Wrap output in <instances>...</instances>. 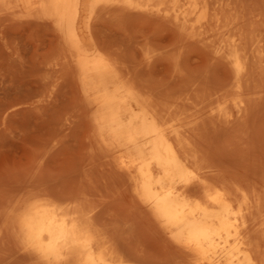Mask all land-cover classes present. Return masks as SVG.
I'll return each instance as SVG.
<instances>
[{
  "label": "rangeland",
  "instance_id": "374dc122",
  "mask_svg": "<svg viewBox=\"0 0 264 264\" xmlns=\"http://www.w3.org/2000/svg\"><path fill=\"white\" fill-rule=\"evenodd\" d=\"M106 10L108 9L102 10L88 22L85 18L83 29L91 33V40L104 50L109 59L113 60V62L117 61V63H114L115 65H118L120 69L125 68V71L122 70L126 76H131L134 86L138 85L141 88L145 85V88H141V90L146 89L147 91H143L142 96L151 100L154 108H157V110L161 109L173 121H187V124L191 123L188 125L190 127L198 124V118L202 122H199V125H203V121L206 120L201 121V113L202 116L205 114L203 119L207 118V116L211 118L206 122L208 125L211 122L213 128H211V124L208 127L205 122L207 125L205 126L204 124L203 128H205V131L199 125L200 129L196 126L198 128L196 132L194 131L195 129L193 130V127L196 128L195 126H192V129L188 128V126L186 127L188 130L186 135L189 136L190 147L188 146L187 148L189 153L196 151L194 152L196 157L200 153V157L198 156L200 160L196 158L197 162L193 166L194 175H202L205 172L212 171L225 178L230 176L229 179L235 175V178L237 176L235 181H242L245 175L248 176L247 178H252V175V180L264 179V98H261L262 93L264 94V0H216L214 5L209 8L208 14L213 15L216 12L217 20L214 21L211 15L210 18L208 17L209 21L207 20L208 22L203 26L204 29L209 31V35L206 37L207 30H202L203 38L200 37L201 34L194 35L189 33V31H185L184 34L180 33L183 34L181 35L183 37L187 36V38L185 37L187 40L183 41L184 39H182L183 43L179 44L180 47L185 44L181 48L178 47L181 36L177 38L179 33H176V29L171 27L173 26L172 23L163 22L161 17L158 16L160 20L158 17L147 18L141 12H136L139 17L134 12L133 15L135 16H133L132 13L126 14L127 10L122 8L118 9L119 11L121 10L120 12H116V10L114 12L113 10L110 11V8L109 11ZM118 12L121 14L118 15ZM141 14H144V16L142 17ZM52 27L53 25L47 17L27 8L21 2H18V5L13 8H6L0 5V264H40L36 263L33 257L27 258L28 254L23 251V247L17 239L19 237L17 214L29 201L42 194L43 196L58 195L54 197H72L75 195L85 197L89 204V209H92V212L94 211L93 213L97 214L96 219H98L99 227L107 228L108 234L112 237L115 236L114 239L116 241L120 239L117 243L121 244L120 242H122L124 247L123 245H120V247L124 248V250L130 249L131 252H135V255L142 258L144 262L147 263V259L150 260V264H171L173 263L171 261H175L176 258L178 261L179 258L181 259L178 255V250L165 238L156 224L152 223L141 205L137 201L132 200L117 163L102 148L92 118V106L84 98L78 79V71L67 52L56 44L55 37L57 36ZM208 27L212 31L214 30L213 33H217V35L215 34L216 38L219 40L223 39V42L215 39V45L220 43L233 44L237 40L236 44L240 42V45L237 46L240 47L242 44L239 52L245 55L242 57L245 61L244 70L249 67L252 70L251 77H253L252 79L249 78L250 82H248V79L246 80V76L250 77V71L246 69L248 74H242L241 80L243 81L244 79L246 86L251 89L248 88L249 94L255 92L254 94L257 96L259 92H262L261 99H259V96H255L256 102L254 101V105L251 102L254 94L249 96L247 93L246 99H248V103L245 102L242 110L244 113L240 114V116L234 109L230 110V116L227 118L236 120L235 123L232 122L233 125L238 121L237 125L239 124V127L242 121L244 122H242L243 125L246 121L244 128L241 127L242 130L239 127V136L236 135L237 132H233V128L231 129V126L237 129V125L235 127V125H230V123L227 124L230 125L229 127L223 119L219 120L217 116L206 115L207 112L209 114L208 108L206 110L203 109L207 107L205 103L215 97L213 102L209 101L210 104H213H211L212 107L216 106L218 100H232L229 95L220 96V88L224 89L223 82L218 85L219 88L218 86L216 87L219 83L214 85L213 81L225 82L227 78L234 81V70L230 69L232 68L231 64L226 58L224 59L222 56L221 58L219 54L215 53L216 46L212 47L211 44L206 43H209L215 37ZM218 31L222 33L219 35ZM212 35H214L213 38H211ZM195 36H199L203 41H199L198 39L200 38L197 37L196 39ZM176 38H180L177 40L178 43ZM205 39L207 40L205 41ZM147 40L150 47H147L146 51ZM228 40L229 42H227ZM170 42H173L175 47L178 45V48L173 47L172 43L169 45ZM209 45L210 47H208ZM172 47L175 49L173 50ZM170 49L172 50V55L170 54L171 51L169 52ZM143 51L145 52L144 54ZM173 51L175 54L178 53L179 57L173 55ZM113 52L115 54L117 52L116 55L120 54L117 56L118 58ZM245 57H249L247 59L251 61H246ZM119 58H121V62ZM177 61L179 66H176ZM246 62L247 64L251 62L250 66L246 65ZM123 63L125 65H121ZM127 63L132 64V66L129 65L130 68H126L128 67ZM133 65L135 66L134 68ZM128 69L132 71H129V74L126 72ZM244 70L243 73L245 72ZM136 73H140V75ZM196 76L198 78L201 76L202 79L203 77L206 78L208 80L207 84L213 83L212 86L214 85V87L207 85L211 87L207 88L204 81L206 79H203V83L198 82L199 80L202 81V79L197 80ZM134 79H138L137 81L135 80L136 83L140 82L135 84ZM141 81H144L142 82L144 84H140ZM147 82L151 87L149 90ZM233 83H228L231 84V88ZM245 83L243 82L242 84ZM228 84L225 88L228 89L229 87L230 89ZM189 87L192 90H188L190 89ZM244 87L245 85H242V89ZM244 89L247 92V88ZM163 90L166 93L169 90L170 94L164 93ZM200 90L203 93L202 96L198 95ZM252 90H254L253 93H251ZM256 90L259 92H256ZM184 91H186L185 94H182ZM154 93H156V96H153ZM212 93L215 94L211 95ZM180 95L182 96L180 97ZM208 95H210L209 98ZM203 96L206 97L203 98ZM154 97H156V100ZM193 97L195 101L196 98L199 99L197 101L198 104L205 101V106L201 104L198 106L197 102L195 105V101L190 100ZM191 102L195 105L194 108L199 110L201 107L200 111L203 112L199 114L197 110L198 115L197 111L193 112L192 110L195 111V109ZM162 104L165 105V109L158 108V106L163 107ZM179 105H182L179 108L182 110H178L177 106ZM251 105L252 107H249ZM171 107L179 115V112H181L182 116L185 114L187 117L184 115L182 119L181 115V117L175 116L178 114L172 111ZM190 112H193L194 115H191ZM195 113L197 116H195ZM212 117L215 119H212ZM215 123H217V126ZM206 127L216 130H212L213 134H211L212 131H209ZM217 127H222V131L221 128ZM190 129L191 131H189ZM201 129L204 133L207 132V135L203 134L204 138L201 136L203 133ZM218 129L222 135L224 134L223 136L218 135L220 133ZM196 133H199L200 136H197ZM234 133L235 135L233 136ZM215 135L218 137L216 138ZM227 135L229 137H226ZM219 136L224 138L223 142L219 140ZM199 143H202L201 146ZM192 146L194 148L199 146V150L202 152L198 153V148L193 149ZM246 152L248 159L244 161ZM217 159H219V162L223 161L221 162L222 166L218 165L220 163H215ZM229 159H232L230 161V164L232 163L231 166L228 164ZM209 161L213 164V167ZM232 161L237 162L236 166L241 167L242 164L244 169L243 167L241 169L238 167L235 169L234 167L232 172V169L229 168L231 173L228 172V169H222L226 162L228 167H232L235 164ZM243 161L246 163L244 164ZM111 163L116 167L115 169H111ZM219 166H221V169L217 171L220 168ZM247 167L252 168L251 170L254 169V173L248 172L249 169ZM245 169L247 170L245 171ZM110 170L115 175L110 174ZM243 172L245 174H242ZM118 173L120 176H118ZM110 175L113 176L111 177ZM234 177L231 179H234ZM113 179H116L115 182ZM120 185L121 187H119ZM101 187L104 188L101 189ZM101 190H105L103 195ZM96 193L98 196L95 195ZM93 204L96 206L94 207ZM135 205L136 207L138 205L137 209ZM131 208L133 212H131ZM97 209H101V211ZM138 210L141 212L134 213ZM98 211L101 213H97ZM142 212L146 218H142L143 216L139 215ZM146 221H151V226ZM103 223L107 227L103 226ZM254 223H251L254 229V236L259 238L257 235L260 236L262 227H257L259 221L255 220ZM111 225L113 228H109ZM153 226L157 231L151 228ZM114 227L117 228V232L113 231L116 235L114 233L110 234ZM127 227L129 228L127 229ZM257 228L260 229V232L259 230L257 231ZM13 231L17 233L16 237ZM116 236H118L117 239ZM24 253H26L27 257H25ZM176 253L178 257L174 256ZM173 257L175 259H172ZM173 264L176 263L174 262Z\"/></svg>",
  "mask_w": 264,
  "mask_h": 264
},
{
  "label": "bare ground",
  "instance_id": "6f19581e",
  "mask_svg": "<svg viewBox=\"0 0 264 264\" xmlns=\"http://www.w3.org/2000/svg\"><path fill=\"white\" fill-rule=\"evenodd\" d=\"M215 1L216 0H0V5L6 8H13L18 5V2H21L27 8L37 11L38 14L47 17L51 21L53 25L52 28L57 36L55 37L56 44L61 46L62 50L67 52L69 58H71V61L78 71V79L82 87L81 89L83 91L84 98L92 106V118L97 129V136L102 148L105 152H107L108 156H111L117 163L118 168L121 170L122 178H124V184L126 185L132 200L137 201L139 205H141L143 210L147 212V215L151 219L152 223L154 222L156 224L160 232L172 245L175 246L179 252L178 255L181 259L179 258L180 260L178 259L177 261V258L175 259L173 257L172 259H175V261L171 259V262H175L176 264H264V179L258 178L257 180H252V175V178H247V175H245L246 177L244 176V178L242 175V181L240 179H238L240 181H235L237 180V176L236 178L234 177L235 175L232 176L234 179H231L232 177L229 179V175L228 178H225L224 176L213 173L212 171L207 173L205 172L204 174L201 173L202 175H194L193 166L197 162L196 158L200 157L199 152L202 151L199 150L200 148L198 146L197 148L199 151L197 152L199 154L196 157L194 155V152L196 151L193 153L191 152V154L187 149L189 146V136L186 135V132L188 131L186 127L191 124V121L189 122L190 124H187L188 122L183 120L179 122L173 121L169 115V117L166 116L160 109H165L164 104H162L163 107L158 106L160 110L154 108V104L151 103V100L142 96V92L147 91L146 89L141 90V88H145V85L141 88L138 87V85L134 86L133 80L130 78L131 76H126L125 72H123L125 68L120 69L118 65H115L114 63H117V61L113 62V60L109 59L104 50L97 43L91 40V33L88 30L85 31L83 29V22L85 18L88 22L91 18L96 17L102 10L108 9L106 11H109L110 8V11L113 10L114 12L116 10L117 12L119 11V8H122L127 10L126 14L132 13L133 15L135 13L138 17V12L144 13L147 18L150 17L152 19L153 17L157 18L159 16L162 18L161 20L163 22L167 21V24L168 22L169 24L172 23L173 26H168L176 29V33L178 32L179 34H184L185 31H189L191 34L200 35L203 32L202 30H207L204 29L203 26L209 21L208 17L210 18L212 15H209L210 13L208 14V12L211 10H209V8L214 5ZM114 7H117V9ZM119 12L118 15L121 14ZM215 13L212 15L214 21L217 20V15ZM144 14H141V16L143 17ZM208 29H210V27H208ZM210 31H212V29H210ZM213 31L212 34L217 35V33H213ZM204 32L206 33V31ZM208 32L209 31L207 30L206 37L209 35ZM221 33L219 32L218 34L220 35ZM179 34L177 35V38L183 35ZM202 34L200 37L203 38ZM214 35H212L211 38H213ZM216 35L214 39L209 38L212 40L210 41L211 43H206L211 44L212 47L216 46L215 53L219 54L220 57H224V59L226 58L231 64L232 68L230 69L234 70V81L227 78L225 82L213 81V83L214 85L219 83L216 85L217 87L223 82L222 85H224V89H221L218 86L221 92L220 96L224 97L229 95L232 100H218L216 106L212 107V103L210 104L209 101L213 102V99L216 98L215 97L208 100L205 103L207 107H204L203 109L206 110L208 108L209 114L207 112L206 115L217 116L219 120L223 119L226 125L230 123V125H233L232 122L235 123L236 120H230L227 118L230 116V110L234 109V111L240 116V114L244 113L242 110L245 102L248 103L246 95L250 88L246 86L247 84L244 79L243 81L241 79L243 77L242 74H248V72H246L247 70L251 73L252 70L248 67L251 62L250 64H247L246 62V65L248 66H245L248 68L245 67L247 70H244L245 61L242 57L245 55H242L239 52V49L242 48V44L240 47L237 46L240 45V42L239 44H236L237 40L233 44L220 43L215 45V39H218L216 38ZM182 37L183 36H181V41L182 39H184L183 41L187 40V36H185L186 38ZM195 37L197 39L199 36ZM177 38L176 42L178 43L177 40L180 38ZM198 40L203 41L201 38ZM206 40L207 39H205V41ZM222 40L223 39H218L220 42ZM181 41H179L178 45L183 43V41ZM146 42L147 46H144L145 50L148 49L147 47H150L148 46L149 41L147 40ZM176 42L174 41V43ZM227 42H229V40ZM171 43L174 45L173 47H175L173 42H170L169 45ZM178 45H176L175 48L180 47V45ZM183 45L185 44H182V46ZM173 47L172 49L174 50L175 48ZM208 47H210V45ZM169 52L171 54L172 50L170 49ZM113 53L115 54V52ZM144 53L145 52L143 51V54ZM116 54L115 56L118 58L117 56L120 54ZM171 55L169 56L171 57ZM173 55L179 57L178 53H174ZM214 57L216 58V56ZM247 58L245 57L244 59L246 61L250 60ZM119 59L121 62V58ZM217 59L220 61L219 58ZM176 64V66H179L178 61ZM121 65L125 64L123 63ZM127 65L128 67L126 68H130L129 65L132 66V64L128 63ZM134 67L135 66L133 65V68ZM243 70L245 71L244 73ZM129 71L132 72L130 69L126 72L128 73ZM250 73V77L246 76V80H249V78L252 79L253 76L251 77L252 73ZM136 74L140 75V73ZM199 77L201 78V76ZM196 78L197 80L200 79L198 76H196ZM203 79L206 78L203 77ZM203 79L198 82L203 83ZM135 80L136 79H134L135 84L140 82L136 83L138 79L136 81ZM228 80H231V84L235 82L232 86L233 89L231 88V84H228L230 83ZM204 81L206 83V85L205 83L204 85L207 86L208 80L206 79ZM142 82L144 81H141L140 84H144ZM185 82L187 83L186 80ZM243 82L245 84H242ZM248 82H250V80ZM213 83H210L208 86L214 87V85L212 86ZM140 84L139 86H141ZM227 84L230 86V89L229 87L228 89L225 88ZM242 85H245L244 88H247V92H245L244 88V90L242 89ZM249 85L251 86L250 83ZM208 86L207 88H211ZM201 87L203 88L202 85ZM147 88L148 90L151 88L149 84L147 85ZM204 89H206V87H204ZM188 90L192 89L190 88ZM224 90L229 91L224 92ZM259 91L256 90V92ZM163 92L166 93L164 90ZM163 92L161 93L163 94ZM185 92L186 91L182 94H185ZM253 92L254 90H252L251 93ZM167 93H169V90ZM261 93L260 95L257 94L259 99L264 98L262 97L264 94L262 93L261 96ZM202 94L203 93L200 90L198 95L202 96ZM214 94L212 93L211 95ZM253 94L248 93L249 96H253ZM163 95L165 96V94ZM153 96H156V93H154ZM164 96L163 98L167 97ZM181 96L182 95H180V97ZM209 96L210 95H208V98ZM255 96L256 95L254 94L252 101L250 97V101L253 102V105L256 99ZM205 97L203 96V98ZM155 98L156 97H154V99ZM180 99L183 100L182 98ZM194 99L195 98L193 97L190 100ZM198 100L199 99L197 98L196 101L194 100L195 105ZM204 102L205 101L199 102V104L197 102V105L199 106L201 104L203 106ZM191 104L193 103L191 102ZM195 105H192L193 108ZM170 106L172 105L170 104ZM180 106L182 105L177 106L178 110H182L179 109L181 108ZM249 107H252V105ZM189 108L191 109V107ZM194 109L195 111L192 110L193 112L198 110V108ZM200 110L201 107L198 110L199 114L203 112ZM172 111L174 110L172 109ZM198 111L196 112L197 115ZM174 112L178 114L176 111ZM193 112H190V114L194 115ZM179 113L182 116L181 112ZM196 113L195 116H197ZM180 115L178 114L175 116L181 117ZM184 115L181 117L182 119ZM191 115L188 116L193 118ZM200 115L202 117L201 121H209V119H211L208 118V116V119H203L205 114L202 116L201 113ZM185 117H187V115H185ZM199 119L200 118L197 119L198 124H194L192 126L198 127V125L202 123ZM212 119L215 118L212 117ZM194 121L196 122V120ZM206 121H203V125H199V127L203 128L204 124L207 126L208 121ZM242 122L239 126L240 130H242L246 124V121L244 125ZM237 123L234 124L235 127ZM215 124L217 126V123ZM209 125L212 126V123L210 122ZM230 125L227 126L230 127ZM238 125L237 129H234V127L231 126V129L233 128L232 130H234L233 132H237L236 135L240 133L238 131ZM189 127L190 126H188V128ZM222 127L217 128H221L222 131ZM196 128L193 127L195 132L198 130V128ZM211 128H213V126ZM191 129L189 131H191ZM203 129L205 131V128ZM208 129L209 131L216 130L210 128ZM204 131L201 135L202 137L203 134L207 135V132L204 133ZM206 131L208 130L206 129ZM213 131L211 134H213ZM221 131L219 130V134L217 131V134L222 135ZM193 135L196 136L195 134ZM229 135L226 137H229ZM197 136H200L199 133ZM222 138L220 137L219 140H222L223 142L224 138ZM201 144L202 143H199L200 146ZM197 148L193 147V149ZM244 158V161L248 159L247 152ZM231 160L229 159V162L226 160L230 166L232 165V163L230 164ZM236 160L238 159L236 158ZM221 162L217 159L215 163H220L218 165H221ZM227 162L225 165L222 163L225 166H223L222 169H228V172H230L229 168L232 169L231 171L233 172L234 167L235 169L236 167L240 169L243 167L242 164L241 167L236 166L237 162L235 161H232L233 164L235 162V166L233 165L232 167H228ZM210 165L213 167L212 163H210ZM221 166H219L220 168L217 171H220ZM112 167H114L113 164ZM112 167L111 169L116 168ZM247 169H249L248 172L250 173L254 171V169L251 170L252 168L250 169L247 167ZM247 169H245V171ZM110 174L115 175L113 171H111ZM242 174L245 173L243 172ZM113 175L110 176L112 177ZM118 176H120V174ZM113 180L115 182L116 179ZM119 187H121V185ZM103 188L101 187V189ZM124 189L126 188L124 187ZM103 192H105V190L102 191V195ZM48 194L50 195V193ZM51 195L52 196H43L42 194L34 197V199L23 206L17 214L19 232V237L17 239L20 241L23 251L28 254L27 257L26 253H24L25 257H33L36 260L35 262L40 264H150V260L147 259L146 263L142 258L135 255V252H131L130 249L124 250V248L120 247V245H123L122 242H120L121 244L117 243L120 241V239L119 241L117 239L118 236H116V241L114 239L115 236L112 237L108 234L106 231L107 225L104 223V225L101 224L106 226V229L99 227L98 219H96L97 214H94V211L92 212V209H89V204L87 203L85 197L76 195L72 197H54L58 195ZM95 195H97V193ZM95 206L96 205H94V207ZM97 210L101 211V209ZM131 212H133V210ZM140 212L141 211L138 210L134 213ZM139 215L143 216V212ZM254 216L258 217L255 218ZM144 217L145 216L142 218ZM98 218L100 217L98 216ZM255 220L259 221L257 227H262L261 232L260 229L257 228V231L259 230L260 232V236L257 235L259 238L254 236V229L251 225V223H254ZM151 221H146L149 226L152 224ZM111 227L113 228L112 225L109 228ZM128 228L129 227H127V229ZM151 228H154V226ZM114 229H110L112 230L110 234L117 232V228L114 227ZM154 231H157V229L154 228ZM114 234L116 235V233ZM16 235L17 233H15V237ZM117 235L119 234L117 233ZM178 255L176 253L174 256L178 257Z\"/></svg>",
  "mask_w": 264,
  "mask_h": 264
}]
</instances>
